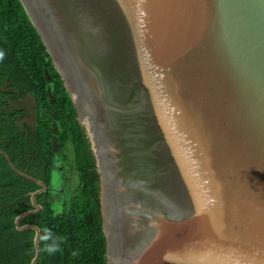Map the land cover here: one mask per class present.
I'll return each instance as SVG.
<instances>
[{
  "label": "water",
  "instance_id": "1",
  "mask_svg": "<svg viewBox=\"0 0 264 264\" xmlns=\"http://www.w3.org/2000/svg\"><path fill=\"white\" fill-rule=\"evenodd\" d=\"M20 1L90 144L107 264H264V0Z\"/></svg>",
  "mask_w": 264,
  "mask_h": 264
},
{
  "label": "trees",
  "instance_id": "2",
  "mask_svg": "<svg viewBox=\"0 0 264 264\" xmlns=\"http://www.w3.org/2000/svg\"><path fill=\"white\" fill-rule=\"evenodd\" d=\"M68 150L78 173L73 191L58 169ZM28 177L47 186L36 196L42 210L20 220L41 230L37 264H107L99 176L84 128L22 2L0 0V264H30L35 256V232L15 226L42 189Z\"/></svg>",
  "mask_w": 264,
  "mask_h": 264
},
{
  "label": "rangeland",
  "instance_id": "3",
  "mask_svg": "<svg viewBox=\"0 0 264 264\" xmlns=\"http://www.w3.org/2000/svg\"><path fill=\"white\" fill-rule=\"evenodd\" d=\"M24 105H26L27 107H29V111H28V114H29V117L27 119V123L29 125H33L34 124V121H35V117L33 115V107H34V102L31 98H27L23 101ZM66 160H64L62 162V164L58 165V169L61 170V174L63 173L65 176L64 178L66 179H69L70 181V187H71V191H73L77 184H78V179H77V176H78V173L76 171V168H75V164H74V156L71 152V150H68L66 152ZM61 185H63V182H60ZM64 192V191H63ZM61 193V192H59Z\"/></svg>",
  "mask_w": 264,
  "mask_h": 264
}]
</instances>
